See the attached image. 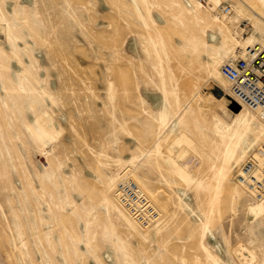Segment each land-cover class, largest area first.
I'll use <instances>...</instances> for the list:
<instances>
[{
    "label": "rangeland",
    "instance_id": "374dc122",
    "mask_svg": "<svg viewBox=\"0 0 264 264\" xmlns=\"http://www.w3.org/2000/svg\"><path fill=\"white\" fill-rule=\"evenodd\" d=\"M253 40L264 0H0V264H264L234 181L264 127L215 76ZM131 167L168 208L147 227L109 192Z\"/></svg>",
    "mask_w": 264,
    "mask_h": 264
},
{
    "label": "built area",
    "instance_id": "2783aa9c",
    "mask_svg": "<svg viewBox=\"0 0 264 264\" xmlns=\"http://www.w3.org/2000/svg\"><path fill=\"white\" fill-rule=\"evenodd\" d=\"M223 8L225 12L230 10L228 5H223ZM220 70L230 82V100L258 111L264 120V48L255 50L249 47L244 57H229L223 61ZM237 178L258 196L264 194V163L258 164L248 157L242 163ZM119 188L121 200L138 220L148 223L157 217V212L146 204L133 181L121 182Z\"/></svg>",
    "mask_w": 264,
    "mask_h": 264
},
{
    "label": "bare ground",
    "instance_id": "6f19581e",
    "mask_svg": "<svg viewBox=\"0 0 264 264\" xmlns=\"http://www.w3.org/2000/svg\"><path fill=\"white\" fill-rule=\"evenodd\" d=\"M253 4V3H252ZM257 4V3H256ZM247 6V4H246ZM248 7L253 11V13L255 14L256 11L255 9L257 8L254 4L253 5H248ZM224 9V8H223ZM223 9H218V11L216 12L217 14H219L220 16L223 14V13H227L225 12ZM249 9V10H250ZM257 14V13H256ZM256 17V16H255ZM241 45H239L240 47ZM237 47V48H239ZM243 46H241V48L237 49L235 52L238 53V54H231L230 52V55L229 57H244L245 56V53L247 51V49L250 47L251 49H261V48H264L263 45H259L258 42L256 40H253V41H250L248 43H246V46L242 49ZM228 55H224V59L222 61H220L218 63V66L217 68L215 69V76L217 78H220V79H225V83L227 82V85H228V96L229 94L231 93V87H230V82L229 80L222 74L221 70H220V65L222 64L223 61H225L226 59L229 58ZM220 90V89H219ZM221 91V90H220ZM234 103V101H233ZM239 106H241L243 109L242 110H238L239 112H236L235 113V116H236V123L241 126L244 130H245V133L247 131L250 130V126L251 124H253V121H257L259 122L260 124H262V127H259V129L262 130V128L264 127V120L261 119L258 111L256 110H253L249 107H247L245 104H239ZM236 107V106H235ZM237 108V107H236ZM245 110V111H244ZM247 111V112H246ZM249 115H251V118H249ZM257 120H256V119ZM258 127V126H257ZM244 134H241V132H237L235 134L236 136V140L235 142L233 143V145L231 146L230 148V151L228 152V154L226 155L225 159H224V162H223V167L221 168L219 174H220V177H224V174H225V171L227 169V164L229 163V160L232 156V153L234 151V147L237 143H241V142H244L246 141V135ZM260 134H262V132L260 131ZM251 159H254L257 161L258 164H263L264 163V146H260L254 153H252V155L250 156ZM247 160V158L245 159V161ZM242 165V164H241ZM241 167V166H240ZM240 167H238L237 169V172L236 174H234V181L237 182V187L238 189H240V187L246 191L247 193L251 195H253V197L255 199H257V201H261L263 198H264V194H261L260 196H258L257 194L254 193V190H249L247 189V187L245 186V184L241 183L238 181V178H237V175L239 173V170H240ZM119 178V179H118ZM116 180H114L112 182V186L109 188V192L111 193V198L113 199V201L119 206V207H122L125 211L128 212V214L133 218V220L138 223L139 225H142V227H147L145 225H149L151 223H154L155 221L159 220L161 218V216H165L167 213H168V208L166 207V205L164 204L163 201L160 200L159 196H158V193L151 189L139 176L137 173H135V170L134 168H129V170L124 173L123 175H119ZM119 180V181H118ZM118 181V182H117ZM125 181H133L136 186L138 187V190L139 192L144 196L145 198V202L148 206H152L155 211L157 212V217L155 219H152V221H149L148 223H142L140 220H138L136 218V216L130 212V209L128 208V206L126 205V203H124V201L121 200V190L119 188V184L121 182H125ZM117 182V183H116ZM241 190V189H240ZM236 191V196H239L238 194V190H235ZM115 192V193H114ZM117 192V193H116ZM144 192V193H143ZM114 194L115 198L118 199V200H114L115 198H113L114 196H112ZM150 199H148L147 197ZM252 197V196H251ZM117 201V202H116ZM153 203H151V202ZM155 206V207H154ZM161 214V215H160ZM210 226H208V221H206L204 223V228H209ZM207 251V257L210 258V259H213L215 264H218V262L216 261V258L208 251V250H205ZM239 252V253H238ZM237 252V254H239V257H241V260L244 262V263H247V262H251L253 259H254V256L253 254L247 250L246 248H240V250ZM246 255L250 256V258H246ZM209 259V260H210Z\"/></svg>",
    "mask_w": 264,
    "mask_h": 264
},
{
    "label": "trees",
    "instance_id": "16d2710c",
    "mask_svg": "<svg viewBox=\"0 0 264 264\" xmlns=\"http://www.w3.org/2000/svg\"><path fill=\"white\" fill-rule=\"evenodd\" d=\"M235 106H236L237 108H236ZM231 107H232L234 110H237V111L239 110V105H238L236 102H234V103L232 102Z\"/></svg>",
    "mask_w": 264,
    "mask_h": 264
}]
</instances>
